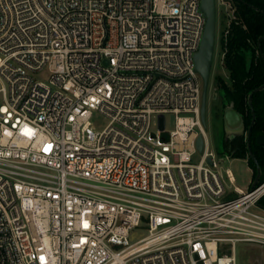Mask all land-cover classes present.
<instances>
[{
	"label": "built area",
	"instance_id": "2783aa9c",
	"mask_svg": "<svg viewBox=\"0 0 264 264\" xmlns=\"http://www.w3.org/2000/svg\"><path fill=\"white\" fill-rule=\"evenodd\" d=\"M205 21L200 0H0V264H237V245L264 248V180L229 193L201 124Z\"/></svg>",
	"mask_w": 264,
	"mask_h": 264
},
{
	"label": "trees",
	"instance_id": "16d2710c",
	"mask_svg": "<svg viewBox=\"0 0 264 264\" xmlns=\"http://www.w3.org/2000/svg\"><path fill=\"white\" fill-rule=\"evenodd\" d=\"M233 9L226 37L225 26L221 33L220 48L223 54L222 67L227 80L215 77V93L222 101V108H233L243 119L245 130L251 124L252 114L248 105L251 92L264 84V0H226ZM255 121L251 129L250 150L264 180V146L255 142L258 135H264V90L252 96ZM219 155L230 159H246L248 150L245 137H223L215 146ZM247 163L256 175L252 159ZM260 204L264 205L263 199Z\"/></svg>",
	"mask_w": 264,
	"mask_h": 264
},
{
	"label": "rangeland",
	"instance_id": "374dc122",
	"mask_svg": "<svg viewBox=\"0 0 264 264\" xmlns=\"http://www.w3.org/2000/svg\"><path fill=\"white\" fill-rule=\"evenodd\" d=\"M221 0H216V39L213 56V65L211 71V79L207 96V130L206 134L210 142L211 151H216L215 145L218 143V136L222 129V101L218 94L215 93V77L219 76L227 80V72L222 67V53L220 48V38L222 30L225 26L227 9L221 3ZM48 72L45 70L37 76L42 81H47ZM213 110V112H212ZM93 124L102 128L105 121L99 116H94L92 119ZM165 129L170 132L174 129V117L172 115L165 116ZM154 131V129H153ZM216 161L223 177L225 178V170H230L235 178L234 185H230L226 181V189L229 193L233 191V187H237L242 191H247L253 179V169L249 166L245 159H229L219 163L223 158L218 157ZM200 160V154H197L192 159V163L196 164ZM264 202V199H263ZM144 230H134L131 232V239H138L144 236ZM236 260L237 264H264V248L252 244H240L236 247Z\"/></svg>",
	"mask_w": 264,
	"mask_h": 264
},
{
	"label": "water",
	"instance_id": "95a60500",
	"mask_svg": "<svg viewBox=\"0 0 264 264\" xmlns=\"http://www.w3.org/2000/svg\"><path fill=\"white\" fill-rule=\"evenodd\" d=\"M200 8L205 17V28L202 36V41L199 47L198 52L194 55V65L195 72L200 76L202 80V101H201V111H200V120L203 127V130H207V96L211 79V71L213 65V56L215 48V39H216V0H200ZM264 40V38H261ZM264 90V84L260 87L254 89L248 97V105L251 110L252 120L249 128L245 130L242 117L237 113L233 108L228 107L223 111V124L227 136H239L243 135L245 137V143L248 150V158L252 159L256 166V175L251 184V189H253L260 181L261 171L257 165V161L250 150V138H251V129L255 121V114L252 107V96L256 93H259ZM161 118V122H162ZM255 142L259 146H264V135H258L255 138ZM196 148L199 153L203 151V139L202 136H199L196 141ZM226 156V155H225ZM221 160V162L228 161L230 158ZM208 163H211L208 160ZM258 208L264 211V205L258 204Z\"/></svg>",
	"mask_w": 264,
	"mask_h": 264
},
{
	"label": "flooded vegetation",
	"instance_id": "af4514ba",
	"mask_svg": "<svg viewBox=\"0 0 264 264\" xmlns=\"http://www.w3.org/2000/svg\"><path fill=\"white\" fill-rule=\"evenodd\" d=\"M224 109V108H223ZM224 111V110H223ZM212 112H213V110H212ZM223 137H227V134L225 133V131H224V129H223V127H222V129H221V132H220V136H218V142L223 138Z\"/></svg>",
	"mask_w": 264,
	"mask_h": 264
},
{
	"label": "crops",
	"instance_id": "0c3cea01",
	"mask_svg": "<svg viewBox=\"0 0 264 264\" xmlns=\"http://www.w3.org/2000/svg\"><path fill=\"white\" fill-rule=\"evenodd\" d=\"M222 127H223V129H224V124H223V115H222ZM224 131H225V129H224ZM225 133H226V131H225ZM217 145V144H216ZM215 145V146H216ZM247 162V161H246ZM253 180H254V178L252 179V181H251V183L250 184H252V182H253ZM250 187H251V185H250ZM264 199V198H263Z\"/></svg>",
	"mask_w": 264,
	"mask_h": 264
}]
</instances>
